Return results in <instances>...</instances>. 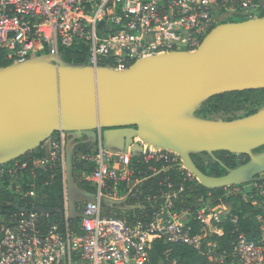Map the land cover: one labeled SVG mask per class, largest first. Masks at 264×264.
Instances as JSON below:
<instances>
[{
    "label": "built area",
    "instance_id": "obj_1",
    "mask_svg": "<svg viewBox=\"0 0 264 264\" xmlns=\"http://www.w3.org/2000/svg\"><path fill=\"white\" fill-rule=\"evenodd\" d=\"M263 13L264 0H0V67L48 53L50 45L58 55L61 47L83 42L88 46L89 65L125 69L150 55L194 51L216 25L235 16L245 20ZM67 138L65 131L53 134L44 143L48 144L45 156L35 165H65ZM137 141L143 145L145 161L177 164L186 179L197 180L176 152ZM132 157L130 149L109 151L100 137L82 156L94 164L85 179L96 187V200L85 202L84 216L71 218L65 185L59 220L50 222L46 218L51 214L33 207L1 224L0 264H152L151 252L159 239L191 247L206 259L205 264H264L263 185L227 186L218 205L209 196L196 208L175 210L178 191L169 184L161 196L165 200L146 220L129 226L127 217L105 214L104 197L129 201L134 196L137 180L130 167ZM13 171L1 165L0 178ZM28 194L36 195L34 189ZM232 196L255 206L260 232L256 240L240 233L228 249L213 236L224 233L219 223L230 216L232 203L223 198ZM231 218L238 221V216ZM170 253L171 249L165 251L167 259ZM177 263V259L171 262Z\"/></svg>",
    "mask_w": 264,
    "mask_h": 264
},
{
    "label": "water",
    "instance_id": "obj_2",
    "mask_svg": "<svg viewBox=\"0 0 264 264\" xmlns=\"http://www.w3.org/2000/svg\"><path fill=\"white\" fill-rule=\"evenodd\" d=\"M264 88V16L216 25L194 51L173 50L134 61L125 69L95 67L48 53L0 67V166L65 131L69 212L83 217L96 193L79 185L74 173L78 148L90 151L100 137L109 151L139 157L143 145L176 152L208 189L264 180V106L248 116L224 120L197 111L213 96ZM217 151L247 155L227 173L209 175L193 154ZM216 158V156H214ZM217 159V158H216ZM220 161V160H219ZM123 211L146 206L102 199ZM19 211L31 208L17 204ZM42 214L63 215L62 207L37 205Z\"/></svg>",
    "mask_w": 264,
    "mask_h": 264
},
{
    "label": "trees",
    "instance_id": "obj_3",
    "mask_svg": "<svg viewBox=\"0 0 264 264\" xmlns=\"http://www.w3.org/2000/svg\"><path fill=\"white\" fill-rule=\"evenodd\" d=\"M264 15V13L262 14ZM88 46L83 43H75L72 46L61 47L60 52L67 61L85 62L88 56ZM2 66L8 65L2 63ZM264 106V88L247 89L243 91H232L217 94L211 97L197 111L198 115L214 118L218 114L228 116L227 120H232L248 116L257 112ZM86 145L78 148V153L87 152ZM264 146L256 149L261 151ZM46 150L43 145L33 151L28 152L19 159L5 164L9 168L13 167V173H6L0 178V229L1 224L9 221L12 217L18 215L21 211L15 206L21 204L33 208L37 205L58 208L64 206V188L66 183V166L58 162L53 167H39L35 165V160L44 157ZM216 156V158L214 157ZM212 154L207 152L193 154L192 157L196 164L209 175L220 176L227 173L226 166L236 167L249 160L247 155H240L228 151H217ZM220 160V161H219ZM18 167H15V164ZM21 168V166H23ZM134 171V179L137 184L133 187L134 196L130 197L129 202L141 203L146 207L133 211H123L107 207L105 214L115 217H127L129 226H133L141 219H148L153 210L159 207L163 201L162 193L168 190V185L173 184L174 189L178 191V197L173 199L175 210L183 208H196V203L201 199H207L212 196L215 204H220L219 198L223 195V188L208 189L201 185L198 180H189L179 171L177 164H169L163 160L151 159L145 161L143 157H132L130 163ZM94 170V164L76 155L74 159V173L79 185L89 191H96L95 185L85 179ZM16 180V181H14ZM263 185V181L253 182V184ZM242 187L248 184L240 185ZM183 188L179 191L180 188ZM35 190L36 195L28 193ZM251 188L250 191H253ZM151 197L152 201L148 198ZM156 197V198H154ZM225 202H231V213L227 219L219 223L224 229L222 235H214L213 240L220 246H231V241L237 238L240 233L245 234L249 239L256 240L260 232V224L256 218L258 210L250 202H245L234 196L223 198ZM231 216H238V221H232ZM60 215L51 214L48 221L59 220ZM198 231L196 226L194 233ZM171 249L169 259L164 255L165 251ZM152 264H171L173 259H177V264H205L206 259L198 254L197 251L186 245L169 243L163 239L155 241L151 252Z\"/></svg>",
    "mask_w": 264,
    "mask_h": 264
},
{
    "label": "rangeland",
    "instance_id": "obj_4",
    "mask_svg": "<svg viewBox=\"0 0 264 264\" xmlns=\"http://www.w3.org/2000/svg\"><path fill=\"white\" fill-rule=\"evenodd\" d=\"M239 20H241L240 17H239V16H235V18H234L233 21H239ZM214 118H215V119H216V118H222V119H224V120H227L228 116H226V115H224V114H218V115H216ZM14 181H16V180H14Z\"/></svg>",
    "mask_w": 264,
    "mask_h": 264
},
{
    "label": "crops",
    "instance_id": "obj_5",
    "mask_svg": "<svg viewBox=\"0 0 264 264\" xmlns=\"http://www.w3.org/2000/svg\"><path fill=\"white\" fill-rule=\"evenodd\" d=\"M47 148H48V144L46 143V145L45 144L43 145V149L47 150ZM78 156L82 158L83 153H78Z\"/></svg>",
    "mask_w": 264,
    "mask_h": 264
}]
</instances>
